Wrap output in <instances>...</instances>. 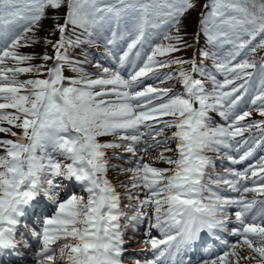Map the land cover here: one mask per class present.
<instances>
[{
	"label": "snow or ice",
	"instance_id": "1",
	"mask_svg": "<svg viewBox=\"0 0 264 264\" xmlns=\"http://www.w3.org/2000/svg\"><path fill=\"white\" fill-rule=\"evenodd\" d=\"M200 4L201 0H0V134L12 137H0V264H7L6 256L10 260L19 255L21 243L30 247L22 229L41 198L55 211L38 218L39 231L30 230L40 245L35 264H55L57 258L65 264H122L126 230L135 231L145 220L149 230L159 229L165 238L145 241L153 258L143 264H161L166 254L175 259L182 251H195L204 233L223 251L201 264H230L229 255L238 264L237 249L245 246L253 255L243 259L264 264V199L256 198L264 196V156L243 170L226 168L223 175L213 176L207 170L214 169L215 162L204 154L215 152L217 159L236 165L257 147L264 148V119L241 123L252 110L264 117V56L259 67L255 59H248L264 48V0H204L189 43L185 18ZM45 19H52L53 26L42 39L54 55L21 53V47L40 43L36 33ZM161 25L171 30L163 37L167 43L152 46L138 65L148 29ZM57 33L53 42L49 37ZM201 35L212 48L229 46L227 55L221 58L217 52L199 49V63L195 57L184 60L172 55L199 44ZM99 41L105 49L102 58L113 66L105 67L98 60L94 67L99 71L91 78L93 74L81 67L87 58L76 60L68 52L84 44L99 47ZM35 59L45 63L32 64ZM207 59L213 61L211 70L204 66ZM49 60L51 67L46 64ZM126 64L132 65L127 76ZM173 65L178 66L175 73L158 71ZM65 67L78 77H66ZM257 71L260 82L249 110L237 114ZM32 73L46 78L20 79ZM216 73L223 75L222 82ZM161 75V84L175 80L182 91L143 83L144 78ZM210 112L228 123L211 126ZM252 128L260 137L250 133L243 138ZM166 129L175 131L168 136ZM109 136L114 139H101ZM173 141L175 149L164 148L155 157L169 167L143 162L149 149ZM138 146L144 156L128 161L135 167L110 165L107 150L122 148L136 156ZM241 149L246 150L232 155ZM164 152H173L175 158ZM109 167L131 173L128 182L119 184L123 193L107 178ZM63 181L78 184L87 199L75 193L60 199L57 189ZM247 193L253 198L248 199ZM122 197L130 203L122 206ZM229 224L234 226L229 229ZM225 233L237 240L229 241ZM179 264L192 261L181 259Z\"/></svg>",
	"mask_w": 264,
	"mask_h": 264
},
{
	"label": "rangeland",
	"instance_id": "2",
	"mask_svg": "<svg viewBox=\"0 0 264 264\" xmlns=\"http://www.w3.org/2000/svg\"><path fill=\"white\" fill-rule=\"evenodd\" d=\"M203 3H204V0H201V4L197 6V9L195 11L189 13L187 15V17L185 18L184 33H186V39L188 40L189 43H192V34L197 27V16L201 10V6ZM63 12H64V10L61 9L60 10L61 16L63 15ZM60 23H63L62 19L60 20ZM156 23H159L158 19L156 20ZM52 26H53L52 19H45L42 22L41 30L36 33V35L41 38L40 43L31 45V46H27V47H21L19 49V51L23 54L42 55L44 52H47L50 56L54 55L51 46L50 45L46 46L43 43V39H42L43 37L49 36V33H50V30L52 29ZM170 31L171 30L166 25H161L158 28H149L148 29V39L145 43H149L150 46L147 45L148 49L147 48L144 49L143 46L140 48V50L142 51V58L137 61L138 65H142L143 59L146 58V54L150 53L152 46L167 43V41H165L163 37H164L165 33H168ZM108 35H110V34H108ZM49 38L52 39L53 42H55V40L59 38V33H57L55 36H50ZM98 43L100 45L99 47H97L95 45L90 46V45L84 44L78 48L69 49V52H68L69 56L73 59H76V60L83 61L87 58L88 62L82 64L81 67H83L86 70V72L93 74L91 76V78H96L95 74L99 71V69L94 67L95 63L98 60L105 67H112L113 66L110 61L103 59L101 56V54L105 51V49L103 47V41H99ZM118 43H119L121 48L126 47V43H120V42H118ZM199 49H205V50H210L212 52H217V55L222 58V57L227 55V52L229 51V46L228 47L223 46L219 50L217 48H212L211 46L206 45V40H205L204 36L201 35L199 44H195L192 47L186 48V49H184L180 52L174 53L172 55L175 57H180L184 60H190L193 57H195L197 62L199 63L200 62ZM85 53H87V57H86ZM262 56H264V48H259L255 52V54L249 55L248 59L249 60L255 59V61L257 62V66L259 67L260 58ZM165 58H167V57H157V59H165ZM239 59L240 58H238V60ZM31 63L39 65V64H44L45 62L40 60V59H35V60L31 61ZM203 63H204V66H206L210 70L212 69L213 61L211 59H207ZM46 64L48 67H51L53 64V61L49 60L46 62ZM125 66H127V67H125V69H124V72H126V73H124V75L126 74L125 76H127V73L129 71H132V65L126 64ZM177 68H178L177 65H173L171 68H162V69H159L158 71L160 73H165V72L175 73ZM185 68L190 69V65H185ZM248 71H253V70L248 69ZM63 74L68 78H76L79 75L77 72H73L68 67L64 68ZM216 76H217L218 80H220L221 82L223 81L224 77L222 74L216 73ZM29 78L44 79V78H46V76L41 75V76L37 77L35 73L22 74L20 76V79H22V80L23 79H29ZM196 78H200V77L197 76ZM162 79H163L162 75H161L160 79L144 78L143 83L144 84H150L153 86H159V87H169L173 91H182L181 85L179 83H176L175 80L167 81V82L161 84ZM240 82L241 81H237V83H240ZM259 82H260V74L257 71L254 73L253 78L248 85V92L246 93V95L244 96V99L242 100V102L238 105L237 109L235 110L237 114H242L243 111L249 110L251 98L255 94V89L258 87ZM65 83H67V81H65ZM205 86H206V88L211 90L212 85L209 82L205 81ZM261 119H264V117H261L255 110H252L251 115L249 117L245 118V120L242 121L241 123L242 124H248V123H251L252 121H258ZM226 123H228V122H226L224 120V118L221 117L217 112H210L209 113V124L211 126L215 127L217 125H226ZM13 131L19 132L20 130L19 129H13ZM172 131H175V129H171V130L166 129L165 130L166 135L170 136ZM250 133H251V136L255 137V138H259L261 135L257 131V129L252 128L251 130L244 132L243 138H249ZM0 137L12 139L11 136H5L4 134H0ZM101 139L103 141H110L114 138L109 136V137H104ZM147 139L150 140V138H147ZM156 139H158V140L163 139V137H157ZM236 139L240 140L241 137H237ZM250 143H251V140H250ZM140 147L141 146L137 147L136 156H133L131 153L124 152L122 148L121 149H109V150H107V156L109 158L110 165H121L124 168L135 167V163H129L128 161H135V160L139 159L141 156H144V154L140 151ZM175 147H176V144H175V141H173L170 144L161 145V146L155 147L153 149H149V155L144 156L143 162L149 163L150 165L157 167V168H167V167H169L168 164L164 163L163 161L155 159V157L160 152H162L164 150V148L175 149ZM244 150H246V149H241L240 153L233 152L232 155L238 156V155L242 154V152ZM114 152L118 153L121 158L118 159L116 156H114L113 155ZM204 154L211 157L215 162L214 169L210 168L207 170L209 175L214 176L216 174L223 175L224 170L226 168H235L237 170H243L244 168L248 167V165L255 164L261 156H264V148L257 147L251 157H249L246 161H244L240 164H236V165H231L226 159L225 160L217 159V153H215V152H205ZM164 155L165 156H172L173 158H175L173 152H164ZM130 175H131L130 172L125 173V174H120V169L119 168H113V167H109V170L107 172V178L113 184H115L117 186V191H119L121 193L124 192V189L120 188L119 184L121 181L128 182V177ZM249 175H251V174L249 173ZM57 182H60V178H57ZM72 184H69L67 181H63V187L61 189H57V191L60 194V199H62V200L67 199V197L69 195L75 193L77 195L84 196V198L86 200L87 199V193L84 192L78 184H76L74 182ZM247 186H249V187L253 186L251 180H249L247 182ZM220 187L225 188L224 185H221ZM62 189H63V191H62ZM224 194L229 195V196L238 195L237 193H232V192H228V191H225ZM246 196L248 199H252L254 194L253 193H247ZM142 198H143V194L141 193V199ZM256 198L257 199H264V196H257ZM135 202H136L135 200L131 201V203H135ZM47 203L48 202L43 198L40 200V206L37 210H40V216L41 217H44L45 215H52L55 211V207L53 205H51L50 203H48V204ZM127 203H130V202L126 198L122 197V206H123V204H127ZM125 210L132 213V210H129V209H125ZM227 211L229 213H234L235 209L234 208H228ZM33 215H34L33 213H30L25 218L26 222H27V228H25L26 230L22 229V231L26 234V236L28 238V241L30 243V247H27L23 243H21L20 247H19V253H20L19 255L13 256V258H11L10 260L5 257L7 264H35L34 253L39 250L40 245L36 240L32 239L30 230L36 229L37 231H39L41 225L36 224V221L32 220V218L35 217ZM129 215H131V214H129ZM231 219L234 220V216H231ZM34 223H35L36 227L34 226ZM232 226H234V225L229 224V229ZM159 231H160L159 229L149 230L147 220H145L142 224H138L135 231H133L132 228L127 229L125 232V235H124V240L126 239V241H127V239H129V241L126 242L123 246L125 250L123 251L122 256H121V259L123 261L122 264H124V263L125 264H135V262L137 260H139L141 262V264H143V261H145L146 259H152L153 258V250L151 249V245L145 243V241L148 240L150 237H154L157 240L164 239L165 238L164 234H160ZM146 232H149V235H146ZM224 236L226 239H228L231 242H235L237 240L236 237L230 236L227 233H225ZM17 239H19V235L17 236ZM135 239L138 241H136ZM205 241H207V243L210 244V246L206 245V247H204L205 245H202V246L197 245L196 250L193 251V253H192L193 256H191V258H190V256H187L188 258L186 259V257L184 256L185 254L184 255L179 254V256L182 255V257L184 259H186V261L189 259L193 260L192 264H201L202 260L213 258L219 252L223 251V249H219L218 242H215L214 238H210V237L206 238V235H202L201 242L204 243ZM63 242H64L63 240L58 241L56 245H53V247L57 248ZM128 247H131V249L126 250V248H128ZM161 247H163V246H161ZM205 249H208V250L206 251ZM171 251L174 252L175 249L173 248ZM237 252H238L239 257L241 258V259H239L238 264H256V261L253 259H250V258L249 259H243L244 257H251L253 255L246 248V246L242 247V248H238ZM184 253H186V252H184ZM188 255H190V254H188ZM57 256H59V253H57ZM226 259L228 261H230V264H237L236 257L229 255ZM172 261H173V257L171 255H168V254H166L165 257L161 258V264H172L173 263ZM55 264H65V261L57 258Z\"/></svg>",
	"mask_w": 264,
	"mask_h": 264
},
{
	"label": "bare ground",
	"instance_id": "3",
	"mask_svg": "<svg viewBox=\"0 0 264 264\" xmlns=\"http://www.w3.org/2000/svg\"><path fill=\"white\" fill-rule=\"evenodd\" d=\"M121 43V42H120ZM147 45H149V43H145L144 45H143V48L145 49V48H147ZM150 46V45H149ZM148 46V47H149ZM225 47V46H224ZM228 47V46H227ZM142 48V49H143ZM148 49V48H147ZM150 50V49H149ZM142 52V51H141ZM145 54V53H144ZM144 56V55H143ZM142 58V57H141ZM138 63V62H137ZM125 67H127V66H125ZM124 73H126V72H124ZM126 75V74H125ZM245 165V164H244ZM73 185V184H72ZM62 191H63V189H62ZM84 195V194H83ZM86 196V195H85ZM250 198V197H249ZM253 198V197H252ZM42 199V198H41ZM44 201V200H43ZM46 203V202H45ZM48 204V203H47ZM40 206V205H39ZM44 206V205H43ZM126 212H128L127 210H125ZM30 213H32V212H30ZM29 213V214H30ZM34 214V216L35 215H40V210H36V212L35 213H33ZM128 214H132V213H130V212H128ZM38 218L39 219H42L43 217H41V216H38V217H33L32 219L33 220H35L36 221V224H38L39 225V223H37V220H38ZM34 226L36 227V225H35V223H34ZM139 228V227H138ZM26 230V229H25ZM133 230V229H132ZM160 232V234H163V233H161V231H159ZM203 235H206V238H212L211 236H209L207 233H204ZM126 238V237H125ZM133 240V239H132ZM136 240V239H135ZM134 240V241H135ZM129 241V239H127V241H126V239H125V243L126 242H128ZM136 241H138V240H136ZM202 245H205L204 247H206V245H209L210 246V244H208V243H202L201 242V244H200V246H202ZM129 249H131V247H128V248H126V250H129ZM125 250V249H124ZM135 250V249H134ZM202 252V251H201ZM126 253V252H125ZM192 253H193V251L191 252V251H187L186 253H184L183 251L180 253V254H185L184 256L186 257V259L188 258L187 256H190V258H191V256H193L192 255ZM188 254H190V255H188ZM13 256H16V255H12V257L11 258H13ZM125 256V255H124ZM130 257V256H129ZM6 258L7 259H9L7 256H6ZM175 260L173 259V263L172 264H179V261L181 260V259H183V260H185L186 261V259H184L183 257H182V255L181 256H179V255H176L175 256ZM127 260V259H126ZM165 260V259H164ZM191 261H193V260H191ZM123 262V261H122ZM126 262V261H125ZM125 264V263H124Z\"/></svg>",
	"mask_w": 264,
	"mask_h": 264
}]
</instances>
